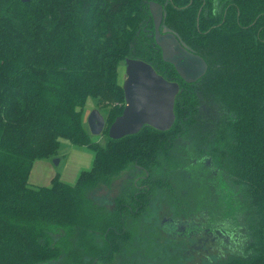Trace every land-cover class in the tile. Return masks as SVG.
Instances as JSON below:
<instances>
[{
	"label": "trees",
	"instance_id": "16d2710c",
	"mask_svg": "<svg viewBox=\"0 0 264 264\" xmlns=\"http://www.w3.org/2000/svg\"><path fill=\"white\" fill-rule=\"evenodd\" d=\"M151 1L161 27L203 61L196 78L162 58ZM126 57L179 82L168 129L107 135L124 107ZM89 97L104 110V142L83 120ZM63 139L89 149L90 166L73 183L56 172L49 185L29 184L33 161L54 157ZM183 150L172 164L180 173L215 171L212 219L246 231L243 253L217 264H264V0H0V264H112L130 244V220L164 186L152 172ZM130 165L144 176L111 208L95 202L90 191Z\"/></svg>",
	"mask_w": 264,
	"mask_h": 264
},
{
	"label": "rangeland",
	"instance_id": "374dc122",
	"mask_svg": "<svg viewBox=\"0 0 264 264\" xmlns=\"http://www.w3.org/2000/svg\"><path fill=\"white\" fill-rule=\"evenodd\" d=\"M179 51V56L173 57L172 62L181 76L186 80L199 76L204 70L203 61L184 48ZM117 70L118 80L122 83L124 63L119 64ZM89 98L87 99L89 109L95 107L103 115L104 110H100L97 105L93 104V99ZM86 115L87 113L84 112L83 120L87 124ZM90 135L94 140L101 142L105 140V134L102 132L100 134L90 133ZM184 154L185 150L183 153L174 152L172 159L162 160L158 168L152 172V179L158 178L164 186L154 187L150 201L143 213L138 218L130 220L132 227L130 244L123 252L115 256L112 264H217L218 260L227 258L229 254L243 253L240 241L246 236V231L241 228L226 229L224 221L216 223L212 219L215 216V208H217L215 206L217 198L215 179L213 178L215 171L212 170L210 175L212 168L201 163L200 168L192 169L186 166V175L180 173L172 164L181 161ZM184 157L187 159L186 156ZM53 158H58V162L54 163ZM91 160L92 152L89 149L79 148L63 139L57 154L47 160L52 167V173L49 176L52 178L56 172H59L60 178L71 182L75 180L77 172L90 166ZM190 162H194V160L192 159ZM198 169L200 175L197 177L195 172ZM205 171H207L206 175ZM143 176L144 172L141 169L130 165L126 170L114 176L109 184L103 183L92 189L91 197L95 202L109 209L113 206V197L120 193L122 187L132 181H139ZM28 183L49 185L50 179H45V183L39 184L30 182L29 179ZM179 213L193 214L191 221L208 225V232L194 233L187 237L189 233L177 231L176 226L169 221L181 220L175 218ZM210 217L214 222H210ZM183 221H178V223L182 224ZM161 222L166 223L163 229ZM217 227H220L218 232L215 230ZM218 237L224 238L227 245L222 244ZM43 264H65V262L62 256ZM66 264H70V262L68 261Z\"/></svg>",
	"mask_w": 264,
	"mask_h": 264
},
{
	"label": "water",
	"instance_id": "95a60500",
	"mask_svg": "<svg viewBox=\"0 0 264 264\" xmlns=\"http://www.w3.org/2000/svg\"><path fill=\"white\" fill-rule=\"evenodd\" d=\"M149 8L155 23L156 38L161 9L159 8L158 14L155 13L158 8L156 2H151ZM157 43L162 46L164 39L157 40ZM170 51L168 55L166 50H163L161 55L163 59L172 62L173 57L179 56V53L173 46L170 47ZM121 85L124 107L108 125L107 135L110 138L117 139L136 133L143 125L158 130H166L172 125L174 98L179 91L177 82L164 78L150 63L140 58L126 57ZM86 122L91 134H100L105 127V118L97 108L90 109L86 115ZM53 162L57 163L58 158H53Z\"/></svg>",
	"mask_w": 264,
	"mask_h": 264
},
{
	"label": "flooded vegetation",
	"instance_id": "af4514ba",
	"mask_svg": "<svg viewBox=\"0 0 264 264\" xmlns=\"http://www.w3.org/2000/svg\"><path fill=\"white\" fill-rule=\"evenodd\" d=\"M151 2H154V1H151ZM196 19L198 20V14H197V18ZM153 22H154V19H153ZM159 39H161V40L164 39V44H162V46L161 45L159 46L158 43H157V40L159 41ZM154 43L159 48L161 54H162L163 50H166L167 54L169 55L171 53L170 47H172V46L175 48V50H177V53H180L179 49H181V48L186 49L184 47V45L181 44V42L171 32L166 31L165 28L161 27V17H160V22H159V25H158V36L156 38H155V23H154ZM175 82H177V84H178V86L180 88L179 82L178 81H175ZM192 217H193V214H191V213H188V214L179 213L178 215L175 216V218L184 220L182 222V224L178 223V221L181 222V220L174 221V222L173 221H169V222H172L176 226V230L177 231H181L183 233H189L187 237L192 236L194 233L208 232L207 231L208 228H209L208 225H206L204 223H202V224L194 223V222L191 221ZM215 230L218 232L220 230V227L215 228ZM173 246H175V245H173Z\"/></svg>",
	"mask_w": 264,
	"mask_h": 264
},
{
	"label": "crops",
	"instance_id": "0c3cea01",
	"mask_svg": "<svg viewBox=\"0 0 264 264\" xmlns=\"http://www.w3.org/2000/svg\"><path fill=\"white\" fill-rule=\"evenodd\" d=\"M91 99V98H89ZM88 102H86L85 105V113H88L90 111V108L88 107ZM92 104V103H91ZM94 104V102H93ZM90 105V104H89ZM92 106V105H91ZM95 108V107H94ZM80 148V147H79ZM51 157L49 158H44V159H37L35 161H33L29 175H28V180L30 179V182H33L35 184H39L41 182L45 183V179H50L51 180V176H49L52 173V167H50L49 163L47 160H49ZM35 170V171H34ZM59 173V172H58ZM78 173V172H77ZM77 175V174H76ZM54 176V175H53ZM52 176V177H53ZM60 178V177H59ZM61 180H63L62 178H60ZM64 181V180H63ZM74 181V180H72ZM71 181V182H72ZM66 182V181H65ZM68 182V183H71ZM73 183V182H72ZM34 185V184H33Z\"/></svg>",
	"mask_w": 264,
	"mask_h": 264
}]
</instances>
